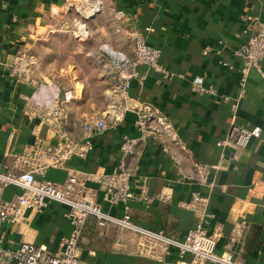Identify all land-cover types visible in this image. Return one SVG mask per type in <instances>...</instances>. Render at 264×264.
Instances as JSON below:
<instances>
[{"label":"crops","instance_id":"0c3cea01","mask_svg":"<svg viewBox=\"0 0 264 264\" xmlns=\"http://www.w3.org/2000/svg\"><path fill=\"white\" fill-rule=\"evenodd\" d=\"M115 10L123 12L120 21L113 18ZM244 16L255 20L245 23ZM261 28L264 0H0V172L18 174L24 159L32 169L29 148L63 144L46 120L58 100L66 116L62 128L72 141L81 142L88 120L103 119L106 128L85 157L46 168L36 181L62 184L75 175L103 213L116 219L127 214L135 227L90 221L79 264H192V254L181 256L172 242H182L202 218L216 254L231 244L244 264H264V76L251 71L242 83L238 54ZM130 32L161 52L168 77L148 66L132 67ZM25 50L39 59L35 83L8 77L11 58ZM195 76L212 93L193 92ZM145 107L170 126L175 140L139 130ZM232 127L260 128V137L245 148L218 147ZM125 138L139 142L125 159L135 196L127 205L111 206L96 179L122 162ZM195 164L206 168L203 182ZM164 192L168 201L155 199ZM20 193L6 186L0 203ZM194 195L205 201L202 214L185 207ZM67 211L56 202L28 211L17 226L0 228V250L31 242L56 252L72 230ZM239 226L242 236L230 243ZM145 237L156 242L150 246Z\"/></svg>","mask_w":264,"mask_h":264},{"label":"built area","instance_id":"2783aa9c","mask_svg":"<svg viewBox=\"0 0 264 264\" xmlns=\"http://www.w3.org/2000/svg\"><path fill=\"white\" fill-rule=\"evenodd\" d=\"M124 17L123 12L113 11L115 21H120ZM255 19L250 16H244L242 21L252 23ZM133 48L132 67L148 66L162 76L168 77V73L160 65L161 52L148 46L134 32L127 35ZM207 53V50L204 52ZM238 54L243 60L240 69L241 81L244 83L251 71L258 72L264 76V28L253 33L238 48ZM39 65V59L29 50L22 51L14 55L8 66V77L11 80L20 81L23 79L32 80V76ZM134 73L130 76L132 77ZM124 80V88H128V78L121 77ZM191 90L195 93H212L204 87L203 78L195 76L191 81ZM69 99L68 94H64L63 100ZM156 111L148 107L143 109L137 122L139 130L145 132L149 130L153 137H158L164 132L170 139L175 140L170 133V126L160 117H154ZM49 128L52 132L63 140L55 148H41L39 146L29 148V154L35 159V167L26 169L28 159L19 162L18 174L7 171L0 172V194L4 187L15 186L21 190V193L12 201L0 203V228L3 226L15 227L21 223L26 213L40 212L48 206L50 202L67 207L66 217L69 220L72 230L69 236L60 240L59 248L56 252H46L41 247L31 242H21L17 247L11 250H0V260L6 264H79L80 259V241L82 233L90 221H94L97 226L103 227L108 223L115 224L127 229H135L130 222L129 216L116 219L102 212L89 197V192L84 181L78 179L75 175H69L64 183L57 184L49 181H36V175H43L46 168H60L64 162L72 157L83 158L93 149L94 136L100 135L106 128L105 120H88L83 125L84 136L81 142H74L69 138L68 133L62 126L66 121V116L62 108V103L58 100L51 110L46 114ZM118 119H114L117 121ZM155 120V125L151 123ZM260 128L244 129L232 127L228 137L217 143L220 148L233 146L235 148H245L251 139L259 138ZM139 142L136 139L125 138L120 146L122 162L107 175H99L97 183L102 192V200L111 206L123 204L127 205L135 193L130 184L131 173L125 164L128 156L135 154ZM185 150L184 146H181ZM195 170L199 180H205L206 168L195 164ZM155 199L165 202L169 196L167 192L159 194ZM205 201L198 195H194L191 202L185 207L191 210L203 213ZM205 220H202L197 226L190 230L182 242H172L179 250L181 256L190 253L193 256L192 264H200L203 261H211L218 264H244L234 253L231 244H228L222 254L214 252L215 241L208 234L204 227ZM242 229L236 228L230 238V243L235 242L237 237H241Z\"/></svg>","mask_w":264,"mask_h":264},{"label":"rangeland","instance_id":"374dc122","mask_svg":"<svg viewBox=\"0 0 264 264\" xmlns=\"http://www.w3.org/2000/svg\"><path fill=\"white\" fill-rule=\"evenodd\" d=\"M143 240L147 241L148 244H150V246H152V244L156 242L155 239L149 238V237H145V238H143Z\"/></svg>","mask_w":264,"mask_h":264},{"label":"bare ground","instance_id":"6f19581e","mask_svg":"<svg viewBox=\"0 0 264 264\" xmlns=\"http://www.w3.org/2000/svg\"><path fill=\"white\" fill-rule=\"evenodd\" d=\"M87 16H89V15H87ZM80 30H81V29H80ZM81 33H82V32H81ZM106 50H107V52L113 54V52H112L109 48H106Z\"/></svg>","mask_w":264,"mask_h":264}]
</instances>
